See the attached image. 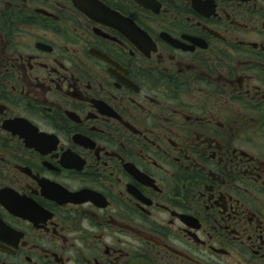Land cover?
I'll list each match as a JSON object with an SVG mask.
<instances>
[{
    "label": "flooded vegetation",
    "instance_id": "af4514ba",
    "mask_svg": "<svg viewBox=\"0 0 264 264\" xmlns=\"http://www.w3.org/2000/svg\"><path fill=\"white\" fill-rule=\"evenodd\" d=\"M0 264H264V0H0Z\"/></svg>",
    "mask_w": 264,
    "mask_h": 264
}]
</instances>
